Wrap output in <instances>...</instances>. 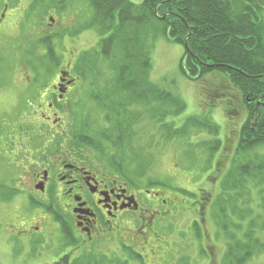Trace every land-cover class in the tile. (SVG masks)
Returning <instances> with one entry per match:
<instances>
[{
  "label": "rangeland",
  "instance_id": "rangeland-1",
  "mask_svg": "<svg viewBox=\"0 0 264 264\" xmlns=\"http://www.w3.org/2000/svg\"><path fill=\"white\" fill-rule=\"evenodd\" d=\"M131 1L141 3L143 0ZM6 6L9 7L6 19L3 24L0 23V264H39V259L34 254L40 247L36 246L34 239L23 241L16 235V225L23 220L33 222V219L40 216L37 213L41 212L38 206L32 204L29 188L33 172L45 168L46 165L38 158L31 159L29 141L33 147L43 151L47 142L42 137H47V149L58 152L52 153L55 159L60 154L59 151L70 152L77 148V144L81 145V138L77 136L82 130L83 122L87 132L92 135L100 134L107 127L108 130L115 131L114 124L117 123L106 121L104 109L93 100V95H90L92 90L87 82L84 84L77 81L70 89L67 101L69 105L64 116H54L53 111L48 109L50 99L47 95L52 84L57 82L60 71H68L75 77L77 60L82 54L98 46L100 35L88 24L93 13L89 1L0 0V18H3ZM49 51L58 57H52L59 61L53 63L57 65L54 69L49 66ZM183 56V45L174 42L168 34L159 35L152 51L151 78L185 100L187 108L175 118L177 123H181L188 115H208L211 111V116L220 126L219 137L224 141V148L217 151L211 162H208V154L201 149L193 147L186 151V144L189 146L191 141L205 138V132L200 135L193 134L191 141H167L163 137L160 124L144 110L141 111L142 118L138 122L135 120L138 112L127 111L122 125L127 127L128 122H136L127 132L131 145L126 149L123 164L130 178L125 180L129 182L130 190L138 192L146 203L149 198L146 192H162V198L170 203L168 207L172 208V218L176 223H171L169 217L158 218L153 232L156 237L151 234L154 241L149 238L150 243L147 245L151 246L147 248H144L141 239L132 232L129 237L117 235L114 240L103 241L100 247L94 246V252L99 255L104 253L110 257L117 254L130 261L131 258L122 249L124 243L142 252L146 257V264H222L226 239L218 235L215 221L213 218L208 220L207 215L204 232L201 231L200 237L195 234L191 227V220L197 219L191 205L195 198L183 194L177 188L189 189L195 193H199L200 188H205L206 192L215 196L219 191L220 177L230 167L242 124L248 118V110L241 105L242 98L239 99L238 91L233 90L226 95V85L230 84L225 77L218 74L208 77V86L189 79L182 71ZM87 60L95 64L94 74L102 75V78L111 75L107 61L92 55ZM36 75L41 76L33 84L31 82ZM46 77H50L49 90L41 89L44 81L48 80ZM102 82L103 79L100 84ZM39 89L41 92L37 94ZM229 99L237 103H232ZM256 102L258 106L261 104L260 99ZM61 116L62 120L57 123L56 118ZM257 120H260L259 115L257 118L255 116L252 128L257 126ZM29 124L33 126L30 127ZM31 132L33 136L29 135ZM111 149L114 156L124 158L123 151L118 146ZM23 150L25 153L21 154ZM93 155L97 159L95 164H106L102 161L105 157L98 154L100 160L96 154ZM143 159L147 160V168L142 167ZM104 170L115 173L107 165ZM151 178L162 179L166 186H149ZM215 181L218 183L214 185ZM210 194L207 196L211 197ZM241 207L254 208L257 203L255 201L248 206L241 204ZM172 224L174 231L169 228ZM200 229L203 230L201 223ZM242 234L243 228L240 236ZM258 234L264 239V229H258ZM62 245L63 238L57 232L47 238L40 251L57 254ZM200 247H204V250L208 248L206 253H200ZM207 253L208 257L205 256ZM81 255L76 254V259ZM129 264L139 263L131 260ZM245 264H264V252L255 254Z\"/></svg>",
  "mask_w": 264,
  "mask_h": 264
},
{
  "label": "trees",
  "instance_id": "trees-1",
  "mask_svg": "<svg viewBox=\"0 0 264 264\" xmlns=\"http://www.w3.org/2000/svg\"><path fill=\"white\" fill-rule=\"evenodd\" d=\"M88 1L93 9L88 24L96 29L100 40L98 46L77 60L74 78L89 84L90 95L104 109L108 123L117 124H114L115 131L107 127L97 135H90L84 125L77 137L107 156L110 163L119 161L123 164L126 149L131 145L127 132L134 122L142 118L141 111L144 110L160 124L167 141L190 140L193 134L205 132V138L190 140L186 151L197 147L208 154V162L224 148V141L219 137L220 126L211 116V111L208 115H188L177 123L175 118L187 108L185 100L151 78L154 42L159 35L168 34L174 42L184 46L182 71L189 79L208 86V77L216 74L225 77L230 84L226 85V95L233 90L238 91L241 105L248 110L230 167L220 182L213 213L220 235L227 242L224 264H245L255 254L264 252V239L258 234V229H264V0ZM49 54V66L54 69L57 65L53 63L59 61L53 58L58 57L50 51ZM91 55L107 61L111 75L102 78V75L94 74L96 66L87 60ZM62 71L59 74L65 78ZM40 76H34L31 83L36 84L34 81ZM44 83L41 89H48L50 77ZM40 92L39 89L37 94ZM258 99L261 102L259 106ZM229 101L237 103L232 99ZM130 110L138 112L136 121L132 120L128 122L129 126L124 127L123 121ZM258 115L260 120L252 128V122ZM29 135L34 134L31 132ZM116 146L123 151L124 158L119 159L112 154L111 148ZM145 160L142 167L147 168ZM157 181L149 183L166 186V183ZM177 190L196 197L191 204L194 209L198 206L202 209L205 205L203 200L208 199L205 188H200L196 194L182 188ZM255 201L257 207H241V204L248 206ZM124 251L130 258L144 264L143 257L132 248L126 247ZM128 262L116 254L109 257L92 252L74 260V264Z\"/></svg>",
  "mask_w": 264,
  "mask_h": 264
},
{
  "label": "flooded vegetation",
  "instance_id": "flooded-vegetation-1",
  "mask_svg": "<svg viewBox=\"0 0 264 264\" xmlns=\"http://www.w3.org/2000/svg\"><path fill=\"white\" fill-rule=\"evenodd\" d=\"M8 9L6 6L3 18H0L2 24ZM76 82L70 73L65 78L58 75L57 82L47 95L50 99L48 109L53 111L54 116H64L69 105V91ZM62 116L56 118L58 122L55 121L59 123ZM46 142L43 151L33 146L29 151L31 159L38 158L46 165L33 172L29 188L32 204L41 210L37 213L40 216L33 219V222L23 220L16 225L17 236L23 241L32 238L36 246L40 247L34 254L39 259V264H72L76 254L93 253L94 246L100 247L103 241L114 240L117 235L129 237L132 232L147 248L151 246L147 244L150 243L149 238H153L151 234L158 218L169 217L171 223H176L172 218L173 210L168 207L170 203L162 198L161 192H146L149 195L146 203L138 192L130 190L128 182L119 173L112 174L104 170L107 165L113 171L109 164H95L97 159L92 150L84 147L70 152L61 150L54 159L53 154L58 152H50L51 149H47L49 140ZM23 153L24 150L21 154ZM203 206L202 209L200 206L192 208L197 217L192 221H197L199 226L201 223L202 233L206 227V215L208 220L211 218L208 203ZM177 211L178 209L176 213ZM173 224L169 226L171 230L174 229ZM57 232L63 238L60 251L57 254L40 251L47 238ZM153 234L156 237V233ZM137 252L146 260L142 252Z\"/></svg>",
  "mask_w": 264,
  "mask_h": 264
},
{
  "label": "water",
  "instance_id": "water-1",
  "mask_svg": "<svg viewBox=\"0 0 264 264\" xmlns=\"http://www.w3.org/2000/svg\"><path fill=\"white\" fill-rule=\"evenodd\" d=\"M62 74H63V76H67V73H65V72H63Z\"/></svg>",
  "mask_w": 264,
  "mask_h": 264
}]
</instances>
